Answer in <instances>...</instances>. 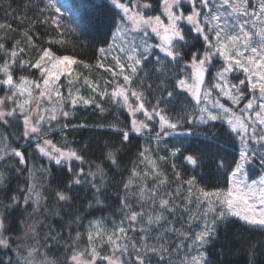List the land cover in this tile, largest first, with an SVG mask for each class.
I'll return each instance as SVG.
<instances>
[{"label": "snow or ice", "instance_id": "1", "mask_svg": "<svg viewBox=\"0 0 264 264\" xmlns=\"http://www.w3.org/2000/svg\"><path fill=\"white\" fill-rule=\"evenodd\" d=\"M94 7L0 0V264H212L222 225L264 232V0ZM82 109L128 121L74 122ZM86 128L120 135L101 162L70 139Z\"/></svg>", "mask_w": 264, "mask_h": 264}, {"label": "trees", "instance_id": "2", "mask_svg": "<svg viewBox=\"0 0 264 264\" xmlns=\"http://www.w3.org/2000/svg\"><path fill=\"white\" fill-rule=\"evenodd\" d=\"M19 3V0H16ZM61 3L70 4L72 10L78 13H92L97 14L98 9L94 7L97 0H60ZM69 54L72 51L69 50ZM76 54L85 59H92L91 50H85L81 52L79 49L76 50ZM87 71V70H85ZM119 119L121 124L128 121V116L123 110L112 112L106 115H101L99 112H94L91 109H82L77 112L76 120L74 122H86L92 124H111L115 123ZM75 139L76 146L80 147L83 144L88 145L87 155L92 160L101 162L100 158L103 157L107 152V144L119 143L120 135L115 131L108 129L93 130V129H80L70 133V139ZM173 139V138H170ZM174 139H181L176 137ZM190 141H195L196 138L189 137ZM143 141L137 138L132 145L128 146L125 150L124 158L121 160L122 166L129 163V158L133 157L134 154L139 150L138 145L142 144ZM197 144L193 143V147ZM163 163V162H162ZM107 166V162L105 161ZM191 174V173H189ZM198 176H203V183L209 186H214L221 177L215 169V165L211 159L206 161L203 168L199 169L196 173ZM124 175H127L125 172ZM120 177L117 176V180ZM66 180V174L54 170L52 175V187L59 185L63 187V181ZM23 182V178L12 177L10 181V187L15 188L17 184ZM115 189H112L114 192ZM73 196L76 198L74 203L81 209L84 208L91 199V193L84 188L76 187L73 190ZM111 196V192L109 193ZM51 199V198H50ZM110 202H115V197H112ZM97 212L95 215H100ZM19 213H16L18 216ZM16 216H13L11 225L15 231L18 228L16 224ZM255 248L258 255L255 258V264H264V232L260 230H249V228L238 220H234L231 223L222 225L220 228L219 239L210 247L209 256L212 264H250V249ZM63 259V254L58 253Z\"/></svg>", "mask_w": 264, "mask_h": 264}]
</instances>
